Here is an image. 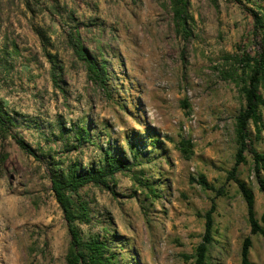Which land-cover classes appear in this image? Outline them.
<instances>
[{
    "label": "rangeland",
    "instance_id": "374dc122",
    "mask_svg": "<svg viewBox=\"0 0 264 264\" xmlns=\"http://www.w3.org/2000/svg\"><path fill=\"white\" fill-rule=\"evenodd\" d=\"M254 3L264 6L189 0L183 29L170 0H0V107L37 154L0 131V264H67L51 176L115 159L124 167L73 195L89 209L78 223L85 240L107 242L115 264H195L215 200L207 262L240 264L250 225L237 181L252 190L256 217L264 212L250 156L227 179L245 106L241 60L264 38V16L253 35L250 10L264 13ZM77 41L106 67L105 88L89 79ZM248 130L264 153V132ZM251 238L250 261L264 264V237Z\"/></svg>",
    "mask_w": 264,
    "mask_h": 264
},
{
    "label": "trees",
    "instance_id": "16d2710c",
    "mask_svg": "<svg viewBox=\"0 0 264 264\" xmlns=\"http://www.w3.org/2000/svg\"><path fill=\"white\" fill-rule=\"evenodd\" d=\"M237 3L244 5L247 0H235ZM264 2V0H262ZM173 16L178 26L186 28L188 19L189 0H170ZM255 7L264 12V6L253 4ZM255 20L253 35L258 37L257 25L262 19L255 10H250ZM73 50L78 59L85 63L88 77L96 85L105 88L106 67L99 65L90 57L84 47L77 41ZM245 80L242 87V93L245 100V106L236 117V144L237 153L233 168L229 171L227 179L234 180L240 164L247 162V156L252 158L254 170L259 184V191L264 200V153H259L253 145L249 134V126L252 124L257 135L264 132V97L261 90H264V38L258 42V49L254 57L245 56L241 60ZM0 131L9 134L18 147L26 154L37 157L35 150L21 137L13 134L10 129V124L5 115H3L0 107ZM183 147L189 146V141L181 142ZM115 163L124 167L121 160L108 162L107 168H102L97 172L78 173L77 169H70L67 172H57L51 176V189L55 200L63 212L64 219L68 226L70 234V243L66 255L67 264H115L114 257L109 254L107 242L100 240L98 237L85 240L79 231L78 223H89L90 215L86 204L76 202L73 195L90 184L101 185L105 183L109 176H113L118 168H115ZM237 181V180H236ZM200 185L205 189H213L208 184L205 177H199ZM238 188L242 194L246 205L248 222L250 225V235L245 237L241 247V262L240 264H252L250 261V249L252 247L251 236L261 235L264 237V212L258 219L255 214V198L251 189L244 182L237 181ZM153 191L151 187H148ZM217 195L220 193L217 192ZM216 211L215 200L212 201L210 208L205 213V231L202 241L195 249V264H208L209 246L213 241V226L214 213Z\"/></svg>",
    "mask_w": 264,
    "mask_h": 264
}]
</instances>
